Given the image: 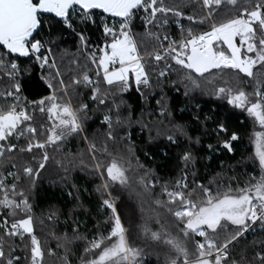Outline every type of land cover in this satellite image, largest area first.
<instances>
[{
	"label": "snow or ice",
	"instance_id": "6c2138e0",
	"mask_svg": "<svg viewBox=\"0 0 264 264\" xmlns=\"http://www.w3.org/2000/svg\"><path fill=\"white\" fill-rule=\"evenodd\" d=\"M194 3L204 13L198 21L182 11ZM170 16L181 28L179 40L162 31ZM137 19L141 31H135ZM181 19L207 23L209 30L197 35L189 27L184 35ZM97 20L104 37L102 46H93L85 31L89 24L96 26ZM65 30L77 38L76 53L69 57L73 67L67 73L71 75L61 70L57 58ZM0 49V72L8 81L0 91L5 102L0 105V209L4 210L0 264H46V260L72 264L70 255L77 241H84L79 264H143L146 250L130 243L119 215L116 199L123 203L125 196L141 208V234L167 249L156 253L158 258L163 255L164 264H264V241L251 259L247 246L240 249L239 259L233 251L252 226L260 224L264 230V0H188L184 5H166L164 0H0ZM61 52L67 55V50ZM81 57L86 61L83 66ZM21 58L46 71L41 79L51 90L47 96L21 103ZM89 66L97 70L95 77L89 74ZM30 70L26 64L23 73ZM218 74H222V84L214 83ZM165 81L176 92L183 89L182 95L190 99L211 95L246 110L261 129L253 132L259 177L251 176L243 185H232L231 180L223 185L216 177L207 185L193 179L195 187H189L186 169L195 156L187 148L180 155L182 174L171 188L145 168L135 155L133 126L147 132L150 142L163 136L169 145L179 146L181 138L192 143L186 124L173 118ZM249 84L250 92L241 86ZM133 85L141 102L139 113L125 99ZM83 89H87L91 107L81 98ZM153 99L156 107L145 108ZM29 106L47 113L49 126H39L44 139L39 138L37 127L26 123L33 119ZM192 118L201 124L209 119L201 120L198 114ZM93 119H99V128L89 136L86 123ZM217 130L227 133L222 123ZM21 137L24 143H19ZM72 139L86 147L76 153L63 151ZM236 140L233 132L220 146L231 153ZM23 153L34 163L18 167L15 157ZM77 168L101 181L96 190L101 194V207L110 211L109 229H98L89 240L74 222L71 235L58 234L59 213L52 210L38 220L40 225L47 220L51 229L42 242L36 234L37 217L29 195L43 173H50L53 183L67 182ZM157 187L166 199L156 195ZM160 209L175 217L178 234H173L167 220H161ZM151 221L158 227H150ZM191 236L203 238L194 242L193 251L188 247Z\"/></svg>",
	"mask_w": 264,
	"mask_h": 264
},
{
	"label": "trees",
	"instance_id": "16d2710c",
	"mask_svg": "<svg viewBox=\"0 0 264 264\" xmlns=\"http://www.w3.org/2000/svg\"><path fill=\"white\" fill-rule=\"evenodd\" d=\"M164 2L166 5H172L174 3L184 5L188 3V0H164ZM182 11L188 15L195 16L197 21L204 15L199 4L195 3L187 7H182ZM169 21L166 29L162 30L167 31L168 34L172 32V25L175 23V18L170 16ZM180 22L186 29L191 27L194 33L209 30V24L207 23L199 24L197 22L193 24L187 19H181ZM85 31L90 36L91 42L100 36V30L92 27L90 24ZM135 31H141L140 23H136ZM76 48L77 38L73 33L65 30L64 38L60 41V48L57 49L58 63H62V71L67 73V70L73 67L69 61V57L73 53H76ZM61 49L67 50L66 56L61 52ZM224 51L227 52L226 47ZM61 57H63V60L60 59ZM80 59L81 65L83 66L86 61L82 57ZM18 63H20L22 72L19 78L21 82V99L30 102L47 96L51 90L44 80L41 79L42 74L46 75V71L41 70L38 66L32 65L30 61H26L23 58ZM26 64L31 70L24 74L23 69ZM89 67V74L95 75L97 70L94 67ZM81 70L82 68L76 69L77 72ZM67 74L71 75V73ZM221 75L218 74L215 77L214 83H223V80L220 78ZM7 84V78L0 72V91H3L7 87ZM241 86L246 91H252L250 84ZM163 88L167 96V103L173 111V118L179 123L186 124L192 143L189 144L186 138H181L179 146L169 145L163 136L153 139L150 142L147 132H142L138 125L132 128V141L136 148L135 155L139 157L140 162L145 168L150 169L160 179L161 184L167 181L169 182V188H171L178 176L182 174L181 169L183 165L180 161V155L186 148L195 156L194 162L186 169L188 172L187 182L189 187H195L193 179L199 180L207 185L209 179L216 177L217 181L223 185H227L229 180H231L232 185H236L237 183L243 185L249 177H259L260 168L258 161L254 159L255 145L253 142V132L260 131L261 129L253 118L247 114L246 110L235 109L228 105L226 100H217L211 95L197 94L194 99H190L182 95L183 89H181V92H176L166 81ZM156 91L158 93L159 89H156ZM81 98L87 101L91 107L92 102L87 99V89H83ZM125 99L126 103L132 106L133 111L139 113L141 102L139 93L135 91V85L125 94ZM4 103L0 99V105ZM196 104L200 105L199 109L195 107ZM144 107L147 109L155 108V100H150ZM181 108L184 109L183 112L180 111ZM27 111L32 115L33 119L26 123L37 127L39 138L44 139L45 137L40 134L39 126L43 124L45 129L49 126L50 122L47 113L41 114L38 111H34L31 106L27 108ZM194 114H198L201 120L205 116H208L209 119L201 124L192 118ZM145 119H149V117H145ZM164 123L168 124V120L166 119ZM221 123L227 128L226 134H218L217 125ZM98 128L99 119H93L86 123L85 131L89 136H92ZM233 132L237 134L238 140L232 141L233 151L229 153L220 146V142L228 139ZM152 135L155 136V133L153 132ZM197 138L199 139V143H196ZM19 143H24V137H21ZM208 145H211L212 148L209 149ZM85 147L83 143L72 139L63 145L62 150H71L73 153H76L78 149H84ZM34 151L37 150L34 149ZM49 153L52 154L51 148H49ZM28 156V153L17 154L15 162L18 167L25 163H34L30 159H25ZM59 158L63 159V156ZM85 160H87V155H85ZM221 162H223V167H221ZM13 171L16 170L13 169ZM218 173L220 174L219 176H217ZM9 182H11L10 179ZM100 183L101 181L98 176L88 174L87 170L81 171L79 168L70 173L67 182L58 181L57 183H53L52 175L47 172L43 173V176L37 180L35 187L29 195V199L34 206V215L37 217L36 234L41 238L42 242L44 234L51 229L48 226L47 220H45L44 225H40L38 220L42 216H47L52 210H56L59 213V221L55 227V231L58 234L67 232L71 235L74 222L78 225L79 232L84 234L89 240L97 233L98 229L100 232H106L109 229L107 221L110 217V211L101 207V194L96 190L97 185ZM215 190V186L213 185V191ZM69 192H71V195H69ZM156 195L161 196L162 199H166V197L162 196L160 187H157ZM116 203L118 205L119 215L126 227L127 235L130 238V243L141 245L146 250L147 254L143 257V264H164L163 255L158 258L156 253L164 252L167 249L163 245H158L145 239L141 234L139 226L143 221L141 219L142 212L140 206L134 201L128 200L126 196L124 197L123 203L117 197ZM159 211L161 212V220H167L173 234H178L175 217L163 209ZM3 212L4 210L0 209V219L4 218ZM150 227L155 229L158 226L154 221H151ZM258 227L254 232L247 234L243 238L244 242L233 250L236 259H239L240 249L245 248V246H247V256L249 259L252 258L253 252L261 250L259 242L264 241V230ZM202 239L201 237L191 236V241L188 243L189 250L193 251L195 249L194 242ZM51 246L53 248L55 247L54 241L51 243ZM83 247L84 241L75 242L74 254L70 255L72 264H79ZM17 253L21 254V261H23V254L20 253V249H17ZM46 264H53V262L46 260Z\"/></svg>",
	"mask_w": 264,
	"mask_h": 264
},
{
	"label": "built area",
	"instance_id": "2783aa9c",
	"mask_svg": "<svg viewBox=\"0 0 264 264\" xmlns=\"http://www.w3.org/2000/svg\"><path fill=\"white\" fill-rule=\"evenodd\" d=\"M109 23H111V18H109L108 20ZM99 23L100 21L97 20V23H96V26H93L91 25L92 27H95L96 29H99L100 30V36L98 38H95L93 39L94 41L91 42L93 46H96V45H103V42H104V37L102 36V29L99 27ZM136 23H140L139 19H137ZM181 25H183L181 22H180ZM183 30H184V35H186L187 33V29L185 28V26L183 25ZM181 28H179L176 24V22L172 25V32L169 33V36L176 39V40H179L181 38ZM194 34H199V33H194ZM0 52H2V49H0ZM103 75V73L101 72V76ZM93 77H95V75H92ZM26 100L24 99H21V103L23 104V102H25ZM2 220V219H0ZM260 224H256L254 226H252L250 228V230L248 232H253L255 231V229L259 226ZM247 232V233H248Z\"/></svg>",
	"mask_w": 264,
	"mask_h": 264
},
{
	"label": "rangeland",
	"instance_id": "374dc122",
	"mask_svg": "<svg viewBox=\"0 0 264 264\" xmlns=\"http://www.w3.org/2000/svg\"><path fill=\"white\" fill-rule=\"evenodd\" d=\"M236 42H237V44H238V43H239V40L237 39ZM221 48H222V50H224L225 47H223V46L221 45ZM225 53L227 54V52H225ZM8 179L11 180V178H8ZM122 223H123V221H122ZM123 225H124V223H123ZM124 226H125V225H124ZM125 228H126V227H125ZM258 228L262 229V228H261V225H260ZM253 232H254V231H253ZM249 233H252V232H248V233H246L245 236H246L247 234H249Z\"/></svg>",
	"mask_w": 264,
	"mask_h": 264
},
{
	"label": "water",
	"instance_id": "95a60500",
	"mask_svg": "<svg viewBox=\"0 0 264 264\" xmlns=\"http://www.w3.org/2000/svg\"><path fill=\"white\" fill-rule=\"evenodd\" d=\"M23 59H25V58H23Z\"/></svg>",
	"mask_w": 264,
	"mask_h": 264
}]
</instances>
